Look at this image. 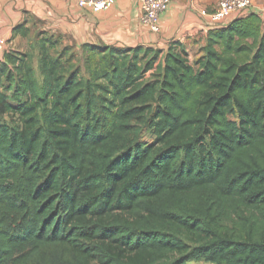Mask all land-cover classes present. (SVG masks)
I'll return each instance as SVG.
<instances>
[{"label": "trees", "instance_id": "1", "mask_svg": "<svg viewBox=\"0 0 264 264\" xmlns=\"http://www.w3.org/2000/svg\"><path fill=\"white\" fill-rule=\"evenodd\" d=\"M37 37L41 80L31 52L0 65V264H264L261 15L166 51L85 44L89 75ZM227 202L261 218L230 230Z\"/></svg>", "mask_w": 264, "mask_h": 264}, {"label": "crops", "instance_id": "2", "mask_svg": "<svg viewBox=\"0 0 264 264\" xmlns=\"http://www.w3.org/2000/svg\"><path fill=\"white\" fill-rule=\"evenodd\" d=\"M218 4L219 0H175L161 15V31L153 33L140 19L139 0H118L99 12L79 8L77 0H0V38L6 39L2 59L16 38L14 28L22 24L30 31L63 36L76 48L145 45L166 51L174 41L205 36L213 25L201 12ZM249 12L260 14L264 22V0H253L245 15Z\"/></svg>", "mask_w": 264, "mask_h": 264}, {"label": "rangeland", "instance_id": "3", "mask_svg": "<svg viewBox=\"0 0 264 264\" xmlns=\"http://www.w3.org/2000/svg\"><path fill=\"white\" fill-rule=\"evenodd\" d=\"M30 31V30H29ZM41 32H39L37 29H34V31H30L29 35L27 36H16V38L13 39L12 43V48L8 49V51H19V52H31L34 55V60H33V68L36 77L41 80L42 75L40 72V61H39V56H38V51H39V42L36 40L37 38L40 39V37H37ZM47 33V32H46ZM50 35L49 33H47ZM55 39L58 40V45L56 46V49L51 50V53L53 55H58L62 53V49L66 46L69 45L68 41L64 39L63 36L59 35H54ZM14 47V49H13ZM202 45H188L187 46V52L189 54L190 60L193 61L197 55L202 52ZM70 52L75 53L76 57L74 59V64L78 68H80V71L83 75H89L88 72V64H87V55L88 53L83 50L82 48H76L71 46L70 47ZM66 56L62 60H65ZM97 58H95L96 60ZM94 60V61H95ZM150 73H148V76ZM0 92H4L6 94H12L13 90L10 89V83L6 80V77L3 76L0 79ZM0 119L5 122H10L13 117L12 115H3L0 116ZM15 119V117H14ZM144 139L146 140H153L154 136L152 131L150 130H144ZM223 215L222 218L220 219L223 225L230 230L233 229H240L241 225L243 223L242 219L240 218L241 215L248 216L251 219H260V212L257 209L254 208H248L245 205H243L240 202H234L230 203L227 202L222 205L221 210H220ZM184 236L187 238L188 242L193 244V242L196 240V237L191 234H184ZM194 264H207L204 261H199V262H193Z\"/></svg>", "mask_w": 264, "mask_h": 264}, {"label": "built area", "instance_id": "4", "mask_svg": "<svg viewBox=\"0 0 264 264\" xmlns=\"http://www.w3.org/2000/svg\"><path fill=\"white\" fill-rule=\"evenodd\" d=\"M118 0H77V6L81 9L90 8L94 12L106 10L112 7ZM175 0H139L141 9L140 19L148 25L153 33L161 31L160 19L171 3ZM253 0H219L218 6L212 10H202L203 16L209 17L213 26H222L230 23L233 19L245 15L247 9L252 6ZM6 46V39L0 38V65Z\"/></svg>", "mask_w": 264, "mask_h": 264}]
</instances>
